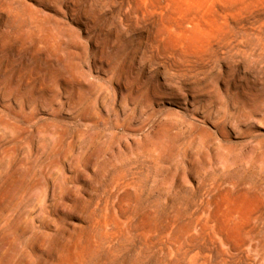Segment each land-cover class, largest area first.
Here are the masks:
<instances>
[{"label": "rangeland", "instance_id": "374dc122", "mask_svg": "<svg viewBox=\"0 0 264 264\" xmlns=\"http://www.w3.org/2000/svg\"><path fill=\"white\" fill-rule=\"evenodd\" d=\"M263 114L264 0H0V264H264Z\"/></svg>", "mask_w": 264, "mask_h": 264}, {"label": "bare ground", "instance_id": "6f19581e", "mask_svg": "<svg viewBox=\"0 0 264 264\" xmlns=\"http://www.w3.org/2000/svg\"><path fill=\"white\" fill-rule=\"evenodd\" d=\"M110 46V45H109ZM82 56V55H81ZM58 57V55H56L55 54V63H53L52 65H56V63L58 62V60L59 59H61V64L60 65H57V66H51L50 67V69L48 70V71H46L45 73H47L48 74V81H52L53 79L52 78H54V80H56V79H58L57 78V76L58 75H60V72H62V71H59L60 69H61V67H64L65 65L67 66V61H66V59H64V58H59ZM47 59H49V56L48 55H46V57H45V60H47ZM80 64V65H79ZM79 64H77V63H74L73 64V68L70 70V72L69 73H65L63 76L64 77H68V78H66L65 79V81H68V79L69 78H74V74H75V71L79 68V66L82 68V61H80L79 62ZM38 67L39 68H42V65H41V63H39V65H38ZM40 70V69H39ZM54 75V77H52ZM137 74L132 70V69H129V72L126 74V75H124L123 74V76L122 77H124L125 79H124V81L128 78V77H135ZM53 80V81H54ZM263 81V80H262ZM66 83L64 82V83H62V87H64V85H65ZM250 84V83H249ZM253 84V83H252ZM259 84V83H258ZM246 85V84H245ZM256 85V84H255ZM261 85V84H260ZM240 86H242V85H240ZM254 86V85H253ZM58 87V86H57ZM138 87V86H137ZM249 86L247 85V88H248ZM255 87V86H254ZM37 88V87H36ZM242 88V87H241ZM247 88H245V89H247ZM58 89H59V87H58ZM58 89H57V91H58ZM243 89V88H242ZM254 89V88H253ZM257 89V88H256ZM255 89V90H256ZM37 90V89H36ZM244 90V89H243ZM242 90V91H243ZM249 90V89H248ZM248 90H245L246 92L248 91ZM49 92H50V90H48ZM136 91H137V89H132V91H131V95L132 96H135L136 95ZM251 91V90H250ZM249 91V92H250ZM258 91V90H257ZM119 92H120V94L122 95L123 93H122V88L121 87H119ZM58 93H59V91H58ZM259 93V92H258ZM260 93H262V91L260 90ZM52 94H53V92H52ZM58 95V94H57ZM96 95V94H95ZM261 95H263V94H261ZM260 95V96H261ZM48 96H49V94L47 95V98H48ZM51 96V95H50ZM55 96V95H54ZM53 96V97H54ZM256 96V95H255ZM52 97V98H53ZM258 97V96H257ZM55 98V97H54ZM96 98H97V96H96ZM255 98V97H254ZM249 99H253V98H249ZM151 102H152V100H151V97H150V92L148 93V95H147V97H146V100H145V104L146 105H150L151 104ZM256 102V100L254 101V102H251V103H255ZM248 104V103H247ZM255 105V104H254ZM248 106H250V105H248ZM23 107V106H22ZM252 107L253 106H251V108H249V110H251L252 109ZM258 107H263V104L261 103L259 106H257V107H255L254 109H252L251 110V114H248L247 115V117H243L242 118V120L241 121H246V120H249L250 118H252L253 117V115L254 114H259L256 110H257V108ZM19 111L20 112H24V109L23 108H20L19 109ZM260 115V114H259ZM262 120H264V114L262 115V117L260 118V119H258V121H262ZM5 124H7V121L5 122ZM4 129L6 130H9V131H12L13 130V128L11 127V126H7V125H5L4 126ZM244 133L245 134H247V135H250V136H253V138L255 139V141H254V143H255V145H258L259 144V140L258 139H261V138H258V136H260L261 134L260 133H258V134H253L252 133V131H250V129H248V130H246V131H244ZM134 142V139L132 140V143ZM126 144H127V149L130 151V145H131V143H129V142H126ZM116 147H117V149H119L120 148V144H119V142L117 141L116 142ZM250 151H252V150H250ZM57 167L59 166L58 164H55ZM35 188H37V189H40L41 191H43V194H39L38 195V200H39V209H38V211H36V212H33L32 211V209H29V211H31V212H28V211H25L24 209V207L22 206V208H21V210L23 209V218H22V220L20 219V217H19V220H21V221H23V220H25L26 219V217H29L30 218V220H31V223H32V225H34V224H36V222H35V220L36 219H38L39 218V215L40 214H45L46 215V213L48 212L49 214H53V215H55V216H57L58 218H60V219H63L65 216H66V214H68V217H70L71 215L69 214V213H67L66 211V208L62 205V204H59V205H57L56 207H58L56 210H53V209H50V204H49V201L50 200H52L53 198H54V196H55V194H54V191H53V187H52V185L51 184H48V183H42V184H40V183H37V185L35 186ZM50 197V198H49ZM49 198V199H48ZM83 200V199H82ZM18 206V205H17ZM81 206V205H80ZM15 207V206H14ZM9 208V207H8ZM13 208V207H12ZM11 207H10V209H12ZM1 213V212H0ZM3 213V212H2ZM6 214H8V213H6ZM6 214L4 215V216H6ZM24 215H26V216H24ZM4 216H2V218H4ZM8 216H9V214H8ZM0 217H1V215H0ZM9 217H11V216H9ZM8 218V217H7ZM5 219L4 218V220H8V219ZM2 220V219H1ZM1 222V221H0ZM7 222V221H6ZM6 222H5V224H6ZM14 223H17V222H14ZM19 223H20V221H19ZM23 223V222H22ZM3 224H4V222H3ZM21 224V223H20ZM20 224H17V226L16 225H14L16 228L18 227L19 229H21V227H20ZM25 224V223H24ZM23 224V225H24ZM2 225V224H1ZM1 225H0V227H1ZM7 225V224H6ZM22 225V224H21ZM37 225V224H36ZM46 225L47 226H51V225H53V221H50V222H47L46 223ZM72 225H74V223H72ZM5 226V225H4ZM40 226L41 227H43V224L41 223L40 224ZM2 227H3V225H2ZM15 227L13 228V229H15ZM25 228V227H24ZM23 229V228H22ZM1 230V229H0ZM3 230V229H2ZM2 230H1V232H2ZM18 229H16V230H14L15 232L17 231ZM18 231H20V230H18ZM23 231H25V229L23 230ZM27 231V230H26ZM8 232V231H7ZM6 232V233H7ZM4 233V232H3ZM11 233V232H10ZM19 233V232H18ZM9 233H7V235H8ZM6 240V239H5ZM6 241H8V240H6ZM9 242V241H8ZM1 251H4V250H1ZM1 253H3V252H1ZM4 254V253H3ZM3 254H2V256H3ZM35 254V253H34ZM37 255V254H36ZM36 255H34L33 257H35ZM6 257V256H5ZM13 259V258H12ZM36 259V258H35ZM2 262V261H1ZM8 263V262H7ZM42 263V262H41Z\"/></svg>", "mask_w": 264, "mask_h": 264}]
</instances>
